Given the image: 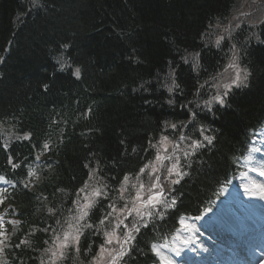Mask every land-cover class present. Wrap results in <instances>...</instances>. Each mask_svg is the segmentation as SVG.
Listing matches in <instances>:
<instances>
[{"label": "trees", "instance_id": "trees-1", "mask_svg": "<svg viewBox=\"0 0 264 264\" xmlns=\"http://www.w3.org/2000/svg\"><path fill=\"white\" fill-rule=\"evenodd\" d=\"M241 4L0 0V133L18 137L6 149L0 134V173L18 183L0 209L16 221L5 224L0 264H53L49 250L78 214L73 201L89 182L106 197L81 221L94 227L83 229L80 253L65 249L55 264H93L103 233L118 221L100 226L97 209L103 216L114 202L119 218L123 205L131 207L134 190L128 186L123 199L118 191L125 175L130 183L142 177L149 188L150 169H140L153 162L166 135L174 142L160 170L166 203L149 209L153 215L140 224L139 216L128 217L129 229L137 224L140 231L117 261L158 264L151 244L168 239L181 216L212 205L264 123V18L224 30ZM206 27H212L208 43ZM232 57L248 76L221 107L213 100L225 91L217 75ZM204 135L213 137L211 144ZM194 140L204 146L193 149ZM38 155L36 179L26 184ZM173 163L185 175L167 182ZM85 238L91 251L83 247Z\"/></svg>", "mask_w": 264, "mask_h": 264}, {"label": "snow or ice", "instance_id": "snow-or-ice-1", "mask_svg": "<svg viewBox=\"0 0 264 264\" xmlns=\"http://www.w3.org/2000/svg\"><path fill=\"white\" fill-rule=\"evenodd\" d=\"M219 43V41L217 42ZM229 68L233 69L235 72L234 78L231 80L230 83H225L223 85H220L218 87H223L225 91L222 93L218 92L216 96L213 97V100L219 104L221 107H224L226 105V98L229 95V92L231 91L232 87H240L244 85L245 81L247 80V72L245 70H241L239 68V65L236 64L235 60H233L232 63L228 65ZM78 74V70H77ZM178 87V85H177ZM169 91L171 92L172 89L169 88ZM172 101H169L171 103ZM211 111V109H209ZM193 116H195V113H193ZM172 129H176L177 125L172 124L171 125ZM201 135H203V132L205 129L201 127L199 129ZM181 141L185 139L184 136H181L179 138ZM203 140L207 141L208 144L212 143L213 137L204 135ZM166 141H168V136H162L161 140L159 141L160 144H164ZM203 142L200 140H194L191 144V147L193 149H197L200 147H203ZM155 147V145H153ZM178 147V146H177ZM45 148H47V145H45ZM164 152H167V148H164ZM187 155V153H186ZM166 159H171L169 156L161 155L160 152H157V155L155 157V161L159 163H163L164 160ZM151 169L152 173L158 172L159 169L155 166L154 163H149L145 164L141 169H140V174L145 173L146 170ZM167 172L169 175L175 174L178 177H182L185 175V173H182L181 171L178 170L177 164L173 163L171 167L167 168ZM264 174V173H261ZM160 177L159 176H154L153 177V184L151 187L148 189V196L147 199H145V196L143 195L144 191V184L141 183L139 184L137 191L132 198L131 201V207H129L128 204L123 205L119 211L123 213L125 210H127V216H132L135 214L136 216L140 217V220L137 221V224H140L144 216H152L153 212L149 209H156L157 205H162L166 203L162 198H163V188L159 184ZM120 183V188L118 189L120 193V199L124 198V193L128 192V183H129V177L125 175L123 177V180L119 182ZM172 183H179V179L173 180ZM133 187H137L136 185H133ZM157 189V191H153V189ZM87 189H89V185L86 183L83 188L79 190V193H84ZM78 193V195H79ZM105 193L101 188H92L90 195H85L82 197L84 200V203L81 204L80 200L73 201L74 204L77 205V212L78 215L73 217L75 220V225L69 224V228L72 229V231H66L63 235V240H61L60 244L58 245V251H59V256L61 258L65 257V249H74L77 253H80L81 251V237L84 236L83 229L88 228L91 229L94 227L93 224L90 223H83L81 224L80 221H86L87 218L89 217L90 211L96 207L97 201L101 199H105ZM172 204H175V201H172ZM139 205V206H137ZM171 207V205H168ZM103 207V205H101ZM108 209L110 211H105L103 216L99 215L100 209H97L96 211V219L99 221L100 226H105V225H111L112 220L110 218L117 219L118 222L115 224V227L112 229V231H105L103 234L105 236V241L104 244L100 245V252L97 254L94 259H95V264H102V261H104L105 256L104 254H108V260L107 264H117L118 259H123L125 256L126 252L128 251L125 248V245H128L135 237L132 235L133 232H139L140 227L137 226V224H134L132 229L125 231L123 234L122 238H118L116 235V229H119L121 227L127 229V225L124 223V219H119L118 217H114L113 214L118 211L116 208L115 203H109L108 204ZM127 218V217H125ZM183 224V221H181ZM144 227H147V224H143ZM186 227V226H185ZM57 240H60V237H57ZM113 240L116 241L117 244L120 245L119 249L116 250L115 254L113 255L112 252L109 251L108 248L105 247V245H111L113 243ZM83 247L91 251V248L87 245L86 238H85V244ZM53 256L57 255V252L52 253ZM53 264H55V261H53Z\"/></svg>", "mask_w": 264, "mask_h": 264}, {"label": "rangeland", "instance_id": "rangeland-1", "mask_svg": "<svg viewBox=\"0 0 264 264\" xmlns=\"http://www.w3.org/2000/svg\"><path fill=\"white\" fill-rule=\"evenodd\" d=\"M261 3H263V6L261 7ZM261 7V8H260ZM257 8H260L259 10H258V17H257V19L255 20V22L256 21H259L263 16H264V0H244V3H243V7H242V9H240L238 12H236L233 16H232V18H231V21H230V23L227 25V27H226V30L228 29H230V28H232V27H234V23L235 22H237V21H242V20H248V19H250L249 18V15H250V12L252 11V10H257ZM234 21V22H233ZM233 59H234V57H232V59L230 60V62L226 65V67L224 68V70L221 72V73H219L218 75H217V78H219V82H218V84H225V83H230L231 82V80L234 78V76H235V72H234V70L233 69H231V68H229L228 67V65L230 64V63H232L233 62ZM240 68V67H239ZM241 69V68H240ZM242 70V69H241ZM160 146L158 147V151L160 152V154L161 155H165V156H171V155H169L168 154V152L170 151V149H172V147H173V145H174V142H171V141H166L164 144H159ZM164 148H167V152H164ZM165 161V160H164ZM164 161H163V163H164ZM152 163H154L155 164V166L159 169V171L158 172H155V173H152L151 172V169H150V173H149V182H152L150 185H149V187H151L152 186V184H153V177L154 176H159L160 177V170H161V168H162V165H163V163L161 164V163H159V162H156L155 161V159L153 160V162ZM172 165L170 164V167H171ZM175 176V174H173V175H169V173H167V182H169V180L171 181L172 180V177H174ZM131 181H133L132 183H130V181H129V183H128V186H130L131 187V189H133L134 190V195H135V193H136V191H137V188H138V186H139V184H141V183H143V181H142V177H136V178H134L133 180H131ZM88 185H89V189H87L84 193H82L80 196H79V200H80V203L81 204H83L84 203V200L82 199V197L83 196H85V195H90V192H91V190H92V188H98V186L97 185H95V184H93V182H89V183H87ZM144 184V183H143ZM133 185H136L137 187H133ZM148 189L149 188H145V184H144V191H143V195L145 196V199H147V196H148ZM153 191H157V189H153ZM163 193H164V190H163ZM137 206H139V205H137ZM127 213V210H125L123 213H121L120 212V216H119V219H124L125 218V214ZM76 215H78V214H76ZM75 217V216H74ZM127 217V216H126ZM126 219V218H125ZM118 222V221H117ZM73 224V225H75V220L72 218L70 221H69V224ZM80 223H81V221H80ZM187 223V221L185 222V223H181V232H184V227H185V224ZM188 223H190V221H188ZM69 224L65 227V231H64V233L66 232V231H72V229H70L69 228ZM192 224H190V226H189V228L186 230L185 229V231H191V228H192V226H191ZM115 227V226H114ZM118 229H116V235H117V237L118 238H122L123 236L122 235H119L118 234ZM64 233L62 234V236L60 237V240H57L56 241V244L54 245V247L50 250V252H49V255H48V258L49 259H51V261H55L56 259H57V257L59 256V251H58V245L60 244V242H61V240H63V235H64ZM182 233H178V235H177V240H175L174 241V239H172L169 243L172 245V248L174 249V250H178L179 248H180V246L182 245V238L180 237V235H181ZM106 248H108L109 249V251L110 252H112L113 253V255L115 254V252H116V250H118L119 249V247H120V245L119 244H117L116 243V241L115 240H113V243L111 244V245H106L105 246ZM125 247H126V245H125ZM53 252H57V255L56 256H53L52 255V253ZM100 252V251H99ZM99 254V253H98ZM104 256H105V259H104V261H102V264H107V260H108V254L107 253H105L104 254ZM93 264H95V259H94V261H93Z\"/></svg>", "mask_w": 264, "mask_h": 264}, {"label": "bare ground", "instance_id": "bare-ground-1", "mask_svg": "<svg viewBox=\"0 0 264 264\" xmlns=\"http://www.w3.org/2000/svg\"><path fill=\"white\" fill-rule=\"evenodd\" d=\"M234 26H236L237 24H233ZM226 27L224 28V30H226ZM233 28V27H232ZM230 28V29H232ZM204 29V28H203ZM230 29L227 31L229 32ZM204 41L207 42V39H208V35H210V33L212 32V27H206L204 29ZM208 43V42H207ZM206 44V43H204ZM257 160L260 162V166H259V174H260V177H258L259 181L262 180L261 177H263L264 179V174H261V173H264V158H257ZM248 163L250 164V160H248ZM229 192H226V194H228ZM230 194V193H229ZM254 194L256 196V199L253 203H251V206H253L254 208H257V212L258 213H264V204L261 203V200L264 202V182L263 184L259 187V190H254ZM242 212H240L241 214ZM213 222H210L209 224H212ZM220 224V223H218ZM206 235V234H205ZM176 240V239H175ZM206 243H203V244H200L199 247L203 250L206 249L205 247ZM170 245L169 244H164V245H155L154 246V250L155 252L157 253V255L160 257L161 261H162V264H177L175 262H180V264H187V263H193L194 260H192L190 257H188L187 255H183V256H179L177 258H171L170 256L166 255L165 252H166V249L167 247H169ZM187 248H193V249H198V246H197V243L193 242V243H188L187 244ZM200 251V250H199ZM184 254V250L182 252ZM214 254H217L216 251L213 252ZM218 260H222V258L218 259ZM262 261V259L260 260ZM259 261V262H260ZM258 262V264H259ZM263 262H264V259H263Z\"/></svg>", "mask_w": 264, "mask_h": 264}]
</instances>
